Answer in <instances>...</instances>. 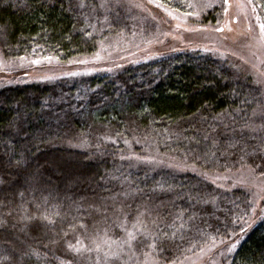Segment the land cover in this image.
I'll return each mask as SVG.
<instances>
[{"label": "trees", "instance_id": "obj_1", "mask_svg": "<svg viewBox=\"0 0 264 264\" xmlns=\"http://www.w3.org/2000/svg\"><path fill=\"white\" fill-rule=\"evenodd\" d=\"M212 2L215 6L203 10L199 18L201 28L213 29L218 20L220 23L224 20L218 0ZM25 3L29 6L22 8ZM38 3L39 0H0V27L7 25L9 33L4 37L6 43L0 44V52L7 53L0 55V67L20 61H49L45 57H52L50 61L57 67L74 71L79 61L100 51L111 50L118 45L123 48L139 46L140 43L151 44L167 34L160 24L128 5L119 10V20H114L112 14H108L109 22H105L103 16L99 21L92 20L96 27L87 29L92 32V37L88 38L73 29L74 20L62 13L58 5L39 10ZM161 3L171 10L180 0H161ZM179 11L194 9L181 4ZM257 14L264 21V10L257 9ZM75 27L80 29L84 25L77 23ZM256 27L254 25V32L258 34ZM193 46L156 50L157 57L144 62L94 74L64 77L54 83L1 85L0 116H7L8 110L18 105L21 111L32 113L34 119L49 107L61 117L67 112L71 129L77 133H88L85 136L87 143L80 145L71 139V133L63 136L61 130L63 138L51 137L55 142L45 146L46 152L69 161L79 160L85 171L90 173L107 171L119 175L116 170L120 169L140 180L147 179L149 184L171 185L184 193H196L204 188L205 195L219 197L243 174L235 169L231 172L207 171L192 159L189 140L206 126L205 117L208 124L215 125L214 117L236 108L231 89L224 86L220 77L231 80L239 76L241 83L251 81L255 86L258 73L264 71V47L259 43L258 49L261 48L263 53H256L257 60H250L252 65L248 68L233 53L215 51L210 54ZM240 55L249 61L250 58ZM124 62L121 60L109 65ZM76 108H80L79 113ZM101 136L104 137L103 142L96 139ZM112 140L116 143L112 144ZM121 155L131 159L121 160ZM213 179L223 187L211 184ZM223 199L220 206L225 211L228 207L233 209L229 219L234 223H228L225 216L217 213L219 222L211 220L212 227L206 228L200 236L193 233L195 239L191 245H185L182 252L175 253L183 264H189L204 253L207 255L203 260H207L208 252L221 244L222 238L228 239L223 235L225 231L233 234L231 240L239 238L241 245L237 249L239 254L227 257L228 264H244V256L251 262L252 254L258 258L260 250L264 249V215L261 213L264 201L256 215L255 196L248 187L233 188L224 193ZM230 200H234L235 205L229 204ZM254 218L257 222L253 224ZM213 228H218L219 234ZM219 251L216 249L215 255L221 256ZM6 255L0 248V264H6ZM222 264H226L224 257Z\"/></svg>", "mask_w": 264, "mask_h": 264}, {"label": "snow or ice", "instance_id": "obj_2", "mask_svg": "<svg viewBox=\"0 0 264 264\" xmlns=\"http://www.w3.org/2000/svg\"><path fill=\"white\" fill-rule=\"evenodd\" d=\"M147 2L157 8L168 7L161 0ZM218 2L223 17H229L230 24L238 23L240 17L230 15L234 0ZM181 4L189 9L199 6L201 11L215 6L212 0L199 4L180 0L167 14L173 19L199 15L194 11L181 14ZM54 5L74 20L75 31L88 38L92 32L87 29L96 27L92 20L99 21L103 16L109 22L108 14L119 20V10L126 6L142 7L134 0H39L38 8L43 10ZM28 6L25 3L22 8ZM236 6L240 7L238 3ZM246 6L255 14L258 39L264 47V21L257 14V9L264 10V0H247ZM77 23L84 27L76 29ZM230 24L221 27L218 20L213 31L234 32ZM52 28L55 30V23ZM247 31H253L251 25ZM8 34L7 25L0 27V44L6 43L4 37ZM0 55L7 53L0 52ZM45 59L50 61L52 57ZM220 80L231 89L236 108L214 117L215 125L208 124L205 117L206 126L189 140V151L192 159L207 171L235 169L241 173L246 171L252 179L237 180L219 197L205 195L204 188L196 193H184L171 185L149 184L147 179L140 180L120 169L116 170L119 175L107 171L90 173L79 160L69 161L46 152L45 146L55 142L51 137L63 138L61 130L63 136L71 133V139L80 145L87 143L88 133L71 129L67 112L61 117L49 107L34 119L32 113L21 111L18 105L9 109L7 116H0V248L7 253L6 264H183L175 253L191 245L195 239L193 233L200 236L212 227L211 220L219 222L217 213L225 216L228 223H234L229 219L233 209L228 207L225 211L220 206L224 203V193L244 185L255 187L256 180L264 182V71L258 73L254 87L251 81L241 83L239 76L231 80L222 76ZM102 99L106 101L107 97ZM75 111L79 113L80 108ZM96 139L103 142L104 137ZM120 159L131 158L121 155ZM210 183L223 187L216 179ZM235 203L229 201V204ZM213 230L219 234L218 228ZM223 235L228 237L220 240L226 252L239 254V238L231 240L233 234L227 231ZM242 259L244 264H264V249L258 258L253 253L251 262L246 256Z\"/></svg>", "mask_w": 264, "mask_h": 264}, {"label": "rangeland", "instance_id": "obj_3", "mask_svg": "<svg viewBox=\"0 0 264 264\" xmlns=\"http://www.w3.org/2000/svg\"><path fill=\"white\" fill-rule=\"evenodd\" d=\"M141 4V8H134L138 13L148 16L151 20L152 17H155V22L160 24L161 27L166 30V36H162L161 40H157L151 44H139L126 46L121 48L122 45H118L111 50L100 51L97 55L79 61L78 68L74 71H68L64 68L57 67L55 62L52 61H40L39 64H34L32 62H15L11 64H2L0 67V86L7 85L10 83L16 84H34V83H54L61 78L70 77V76H83L86 74H94L100 71H109L116 68L125 67L130 64H136L150 60L157 57L156 50H170L188 48L191 45L193 47L203 48L205 52L212 53L215 51L221 52L222 54L235 53L239 58L242 57L240 53L246 58H250L249 61L246 59H241L243 62L246 60L248 68L252 65V62L257 60L256 53H263L261 48H259V39L258 34L254 32V25L258 30V24L255 19V14L252 13L251 9L247 7V0H234L233 7L230 8V15H238L240 17L239 22L236 24H230V18L224 17L223 22L219 26L224 27L225 23H229L231 27L235 29L234 32L218 33L213 31L211 28L203 27L201 28L200 20L201 14L203 13L199 6L194 9L195 13L199 15H193L192 17L180 16L179 19H173L167 13L170 11L166 8H157L155 4H149L147 0H134ZM193 2H203V0H193ZM239 4L240 7H237L236 4ZM199 4V3H198ZM207 9V8H205ZM204 9V11H205ZM182 14V13H181ZM246 14V15H245ZM175 15V13H174ZM177 24L181 27L177 29ZM251 25L253 28L252 32H248V26ZM186 27L196 29L195 31H184ZM243 33V36L239 35ZM252 34L251 36L249 34ZM254 35V36H253ZM224 36H227V40L224 39ZM251 39V40H250ZM229 44L231 47H226ZM149 45V46H148ZM196 49V48H194ZM231 50V52H230ZM216 52V53H217ZM234 55V56H235ZM264 56V54H262ZM235 58H237L235 56ZM124 62L116 65H109L115 62ZM245 64V63H244ZM75 73V75H72ZM243 176H240L239 179L251 180L252 177L249 176L247 172L242 173ZM256 186L248 187L252 194L255 196L256 200V215L261 209V205L264 199H261V196L264 195V182L261 180L255 181ZM262 215H264V208L261 209ZM255 215V216H256ZM254 216V217H255ZM257 222L254 218L253 224ZM219 249L221 256L218 254L215 255V250ZM208 259L203 260L206 257L205 255L200 256L198 259H193L189 264H222V258H226L231 254L226 252L224 244H219L217 247H214L212 251L208 252ZM224 254V255H223Z\"/></svg>", "mask_w": 264, "mask_h": 264}]
</instances>
